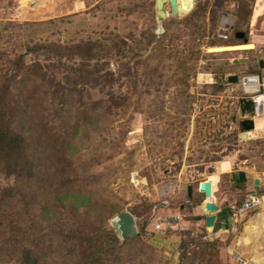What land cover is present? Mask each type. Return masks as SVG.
<instances>
[{"label": "rangeland", "instance_id": "374dc122", "mask_svg": "<svg viewBox=\"0 0 264 264\" xmlns=\"http://www.w3.org/2000/svg\"><path fill=\"white\" fill-rule=\"evenodd\" d=\"M180 4L181 14L172 16L165 3L167 16L160 18L155 0H0V90L9 86L26 108L30 140L47 129L33 149L37 173L25 186L27 205L17 197L0 204V220L18 215L23 221L17 232L0 225V263L18 264L14 249L20 245L42 264H71L80 247L64 236L88 224L116 234L120 264H233L232 253L252 256L259 246L263 253V234L252 240L249 234L258 231L246 228L264 208L240 210L246 192L230 172L264 171V135L241 137L238 98L254 95L239 81L220 85L219 77L250 72L264 78L258 63L264 0ZM237 31L256 48L237 49L248 48L238 46ZM90 40L107 46L123 41L119 54H101L107 61L101 71L113 74L104 84L81 78L69 102L55 105L68 91L61 86L72 80L67 65L79 56L67 50L56 55L50 45ZM233 58L248 63L232 64ZM10 74L13 79L6 78ZM206 179L214 181V199L199 192ZM15 183L0 172V195ZM64 184L77 191L54 197ZM206 200L219 204V228L204 224ZM122 210L133 214L140 231L124 241L111 223ZM167 218L172 226L157 229ZM20 234L21 241L14 238Z\"/></svg>", "mask_w": 264, "mask_h": 264}, {"label": "trees", "instance_id": "16d2710c", "mask_svg": "<svg viewBox=\"0 0 264 264\" xmlns=\"http://www.w3.org/2000/svg\"><path fill=\"white\" fill-rule=\"evenodd\" d=\"M112 43V46H107L90 40L83 44H76L70 47H62L54 44L50 45L51 51L56 52V55L60 56L62 50H67L68 53L70 51V56H79V61H73L67 65L71 70L72 80H68V82H65L61 86L63 89L67 87L68 91L67 93L61 92L60 99L58 101L56 100L55 105L63 106L68 103L71 93L73 91H79L77 84L79 82L81 84L84 83L80 81L83 77H93L92 80L102 84L107 82V75H111L113 72H111L110 69H105L104 72L101 71L103 66H107V61H100L101 54H103V52L110 54L113 53L114 50H117L119 54L122 51L123 41L118 42L115 40ZM92 59L95 60L93 64L90 63ZM20 60L21 56H19L16 61L19 62ZM118 70L121 71L122 67L118 68ZM6 78L13 79L14 74H10L6 76ZM60 89L57 88V91L55 90L54 92L58 93ZM10 93L13 94V91L10 90L9 86L0 90V172L14 177L16 183L14 187H8L7 190L0 195V204L11 200L13 197H17L18 200L23 201L24 204L27 205L28 201L25 186L32 179L31 177L37 173L34 171L35 162L33 159V149L38 146L37 144L43 142L42 139L47 135L45 133L47 129H43L34 140H30L24 132L23 127L26 122V117L24 119L26 108L25 110L21 108L22 105L20 106L19 102L17 103V100H15ZM76 126L77 124L70 125L71 128H74L73 132L69 134L68 138L65 136L68 146L71 144L72 135L76 132ZM234 185L238 187L241 183L235 181ZM75 191H77V189H73V185L64 184L55 188L52 194L54 197L63 198L74 195ZM24 210L26 212L28 208ZM0 225L15 227L16 229L12 230H16L17 232L22 228L23 221L21 217L15 215V219L13 220H0ZM88 226L90 228L84 229L79 227V229L76 228L73 231L71 230V234L64 236L67 240H71L72 244L80 247L81 253L79 257L71 264H120L117 250L121 249V244L116 234L102 224H88ZM138 233H140V231H138ZM23 235L24 234H20V236H15L14 238L18 239L19 237L18 240L21 241L20 237H23ZM128 238H132V236L125 237L122 240L124 241ZM14 250V252H16L15 257L18 264H42L39 262L38 257L32 254L29 247L19 245L15 247Z\"/></svg>", "mask_w": 264, "mask_h": 264}, {"label": "water", "instance_id": "95a60500", "mask_svg": "<svg viewBox=\"0 0 264 264\" xmlns=\"http://www.w3.org/2000/svg\"><path fill=\"white\" fill-rule=\"evenodd\" d=\"M165 3H168L171 10L172 16H179V4L176 0H155V8L157 16L160 18H165L167 16V13L164 10ZM240 35H243V33H240ZM246 43H242L240 45H245ZM238 49V48H237ZM246 58H233L231 61L233 63H239L244 62ZM260 66H262V61L260 60ZM238 76L236 74H221L219 77L220 85L223 82H237ZM238 109L240 112V115L243 117L239 121V126L241 128V136L243 138L246 137V132L253 129L254 127V120L251 117H248L251 113L255 112V99L253 96H242L238 98ZM231 179L234 181H241L245 180L246 175L245 172L242 170L232 171L230 173ZM255 184H258V179H255ZM191 190L192 186L189 184L187 185V195L188 197L191 196ZM199 192H201L205 198L212 195V181L211 179H206L203 181H200L199 183ZM204 211H205V225L212 227L214 225L215 220V213L218 210V205L215 201L206 200L203 203ZM111 223L115 231L118 233V235L123 239L128 236H136L137 226H136V220L135 217L131 212L128 210H122L118 212L112 219Z\"/></svg>", "mask_w": 264, "mask_h": 264}, {"label": "crops", "instance_id": "0c3cea01", "mask_svg": "<svg viewBox=\"0 0 264 264\" xmlns=\"http://www.w3.org/2000/svg\"><path fill=\"white\" fill-rule=\"evenodd\" d=\"M189 2H190V4H192L194 2V0H189ZM259 15H260V13H258V11L254 12V16L258 17ZM238 32L243 33V35L240 36V38H242L243 43L244 42L246 43V41H247L246 33L243 31H238ZM247 36H249V33L247 34ZM222 38L226 39L228 37L226 36V37H222ZM238 46H241V45L238 44ZM243 46H246L248 48H238V49L253 50L256 48L255 43H247ZM230 50H236V49H230ZM223 51H228V50H223ZM260 60L262 61V66H260V67H262V69L264 71V57H260L258 59V62H260ZM245 62L248 63V58H246V60L244 62H239V63L231 62V63L237 65V64H242ZM259 65H260V63H259ZM236 75L238 76V81L240 82V87L242 88V91L246 94H253L254 95L253 97H255L257 95L256 94V88L257 87H254L253 89L250 88L251 91H248L249 89L247 90L246 88L251 86V84L250 83L243 84V77L247 76V75H254V73L246 72L243 75H239V74H236ZM262 79H264V78H262ZM232 83H236V82H232ZM248 117H251L254 120V127H253V129L246 132V137H249V136H255L256 137V136L264 135V116L262 117L261 115H257L254 112V113H251ZM247 133H249L251 135H248ZM241 170L245 172L246 178H245V180L238 181L241 183V185L238 187H240L239 189H243L246 192V198L245 199H247V197L249 195H252V194L255 196H259V197H264V171H262L260 173L256 172V174H254V173L252 174V173L247 172L243 169H241ZM221 171L225 172L228 170H221ZM235 171H237V170H235ZM255 179H258V184H255V182H254ZM230 180L234 184L235 181L231 179V176H230ZM212 186H213V183H212ZM217 205H218V210L215 213L214 225L212 226L213 229L219 228V225L222 223V219H223V216L221 215V213H219V210L221 211L219 204H217ZM261 206L264 208V206L262 204L259 207H261ZM256 208H258V207H256ZM253 209H255V208H253ZM174 214H176V212ZM230 215H231V212L227 211V216L229 219L232 218V217H230ZM204 218H205V216H204ZM198 219L200 220V217H198ZM251 222H252V224L250 226H247L246 231H249L250 228H255L258 231L256 233L249 234L251 239L253 240V237H258V236H260V234H263V236H264V214H259L257 219L251 220L249 223H251ZM204 224H205V220H204ZM206 228H209V226H206ZM262 248H263V253L261 252V247L259 246V247L253 248L252 256H251L250 251H249L250 255L249 256L246 255V256L250 257V258L253 257L254 260L256 261V264H264V244H263ZM0 264H4V263H0Z\"/></svg>", "mask_w": 264, "mask_h": 264}, {"label": "built area", "instance_id": "2783aa9c", "mask_svg": "<svg viewBox=\"0 0 264 264\" xmlns=\"http://www.w3.org/2000/svg\"><path fill=\"white\" fill-rule=\"evenodd\" d=\"M224 37H226V35H223ZM245 83H250L251 86H249L248 88L253 89L254 87H257L256 90V94L260 93L261 95L264 96V79H260L259 75H247L243 77V84ZM263 90V92H261ZM254 99L256 100V97H254ZM255 114L259 115L258 113L264 115V108L261 109V112L258 111L259 106L255 101ZM264 206V197H259V196H255V195H249L247 197V199H245L241 205L240 210H247V209H253L256 207H259L260 205ZM172 226V222L170 220V218H167L164 222L161 223H157L156 224V228L157 229H165L166 227H171ZM232 262L233 264H256V262L250 258V257H245L241 254L238 253H232Z\"/></svg>", "mask_w": 264, "mask_h": 264}, {"label": "bare ground", "instance_id": "6f19581e", "mask_svg": "<svg viewBox=\"0 0 264 264\" xmlns=\"http://www.w3.org/2000/svg\"><path fill=\"white\" fill-rule=\"evenodd\" d=\"M177 1V3L179 4V14H181V4H180V0H176ZM166 12V11H165ZM167 13V12H166ZM222 37H224L223 35H222ZM247 44V43H246ZM224 50H230V49H224ZM247 90L249 89V88H246ZM248 91H251L250 89L248 90ZM256 92H257V90H256ZM256 103L258 104V106H259V109H258V111L259 112H261V109H263L264 108V96L263 95H261L260 93H258L256 96ZM259 115H261L260 113H258ZM211 181H212V183H213V186H212V195L211 196H209V197H207V198H211V197H213V189H214V182H213V180L211 179ZM253 258V257H252ZM253 260H254V258H253ZM255 261V260H254ZM256 262V261H255Z\"/></svg>", "mask_w": 264, "mask_h": 264}, {"label": "flooded vegetation", "instance_id": "af4514ba", "mask_svg": "<svg viewBox=\"0 0 264 264\" xmlns=\"http://www.w3.org/2000/svg\"><path fill=\"white\" fill-rule=\"evenodd\" d=\"M240 33H241V32H238V31H237V32L235 33V36H237V37L242 36V35H240ZM258 63H259V62H258Z\"/></svg>", "mask_w": 264, "mask_h": 264}]
</instances>
